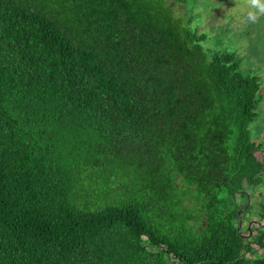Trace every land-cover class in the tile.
<instances>
[{
	"label": "trees",
	"instance_id": "16d2710c",
	"mask_svg": "<svg viewBox=\"0 0 264 264\" xmlns=\"http://www.w3.org/2000/svg\"><path fill=\"white\" fill-rule=\"evenodd\" d=\"M184 1L0 0V264H264L262 84Z\"/></svg>",
	"mask_w": 264,
	"mask_h": 264
},
{
	"label": "rangeland",
	"instance_id": "374dc122",
	"mask_svg": "<svg viewBox=\"0 0 264 264\" xmlns=\"http://www.w3.org/2000/svg\"><path fill=\"white\" fill-rule=\"evenodd\" d=\"M177 8L181 10H176L180 16L192 21L193 29L205 35L203 45L210 54L233 53L243 75L260 79L261 102L250 131L254 141L264 142V10L253 0H185ZM259 157L264 162V154ZM262 200L264 184L255 191L249 205ZM244 214L243 231L246 233L256 214ZM261 222L264 223V219Z\"/></svg>",
	"mask_w": 264,
	"mask_h": 264
},
{
	"label": "water",
	"instance_id": "95a60500",
	"mask_svg": "<svg viewBox=\"0 0 264 264\" xmlns=\"http://www.w3.org/2000/svg\"><path fill=\"white\" fill-rule=\"evenodd\" d=\"M241 214H242V212L240 211V212H239V216H241ZM253 224L256 225V226L259 227V228H263V227H264V223H262V222H260V221H253V222L250 223L249 228H248L249 231H250V233H251V231H252V226H253ZM238 231H239L240 233H242V222H241V221H240V225H239Z\"/></svg>",
	"mask_w": 264,
	"mask_h": 264
},
{
	"label": "flooded vegetation",
	"instance_id": "af4514ba",
	"mask_svg": "<svg viewBox=\"0 0 264 264\" xmlns=\"http://www.w3.org/2000/svg\"><path fill=\"white\" fill-rule=\"evenodd\" d=\"M241 212H242V214H241V216H239V221H238V222H239V225H240V221L242 222V231H243L244 223H243V219H242L243 217H242V215H243V213H244L245 211H241ZM248 212H249V211H247V213H248ZM260 219H261V218H260ZM260 219L253 218V219L250 221V223L253 222V221H260V222H261L262 219H261V220H260ZM249 225H250V224H249ZM249 225H248L247 230H246L247 232H249V234H248V235H245V234H244L245 236H250V231H249V229H248V228H249ZM256 227H257V226L253 224V226H252V230H253V228H256Z\"/></svg>",
	"mask_w": 264,
	"mask_h": 264
},
{
	"label": "clouds",
	"instance_id": "9594fccd",
	"mask_svg": "<svg viewBox=\"0 0 264 264\" xmlns=\"http://www.w3.org/2000/svg\"><path fill=\"white\" fill-rule=\"evenodd\" d=\"M253 3L257 6H260L264 10V0H253Z\"/></svg>",
	"mask_w": 264,
	"mask_h": 264
}]
</instances>
